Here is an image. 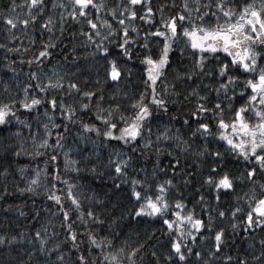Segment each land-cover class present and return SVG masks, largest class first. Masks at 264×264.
I'll use <instances>...</instances> for the list:
<instances>
[{"label":"snow or ice","instance_id":"snow-or-ice-1","mask_svg":"<svg viewBox=\"0 0 264 264\" xmlns=\"http://www.w3.org/2000/svg\"><path fill=\"white\" fill-rule=\"evenodd\" d=\"M0 28L28 69L0 99V213L31 228H0V264H264V0H9Z\"/></svg>","mask_w":264,"mask_h":264},{"label":"trees","instance_id":"trees-1","mask_svg":"<svg viewBox=\"0 0 264 264\" xmlns=\"http://www.w3.org/2000/svg\"><path fill=\"white\" fill-rule=\"evenodd\" d=\"M47 2V0H46ZM116 0H107V3H109L110 5L115 3ZM17 3H20V0H17ZM9 4V0H0V11L4 10L7 5ZM19 11V9H18ZM0 42H4L3 41V31L2 28H0ZM25 43H27V41H25ZM28 55H31V53H29ZM77 55H79V52L77 53ZM24 59H27V55L23 57ZM9 59H19L15 54L10 55ZM56 61H61L60 55L59 53L56 54V59L52 61V64L54 65L56 63ZM61 63H63V61H61ZM95 61L92 60L90 58V64L93 65L92 67V75L94 76L96 74L97 71H100L101 73L103 72V68L99 67L97 68L95 66ZM5 61L3 60V53L2 50H0V99H4L6 95H8L9 93L16 95L19 92V89H21L23 87L24 81L26 80V75L25 73L27 72V67H24L23 70L21 69H17V74L14 76L13 73L4 67ZM100 65H103V61H99ZM133 71L136 72L137 74H139V69L136 68L135 66H133ZM87 75V74H86ZM7 86L8 88V92L6 93L4 91L5 87ZM111 87V86H110ZM121 87H123V85H121ZM181 160H185L186 163H191V164H196L198 163L195 160L192 161H187L186 158L181 155L180 156ZM167 158H166V154H165V159L162 160L161 166H163L164 163H167ZM21 164L26 163V158H21L20 160ZM151 161H148V168L149 170H151ZM165 177L164 176H159V179L163 180ZM179 177H177L178 180ZM96 186L99 187L101 190L103 191H107L110 195V197L113 200H120L122 203H127V193L126 191L124 192H115L111 189V183L108 182L106 186L101 185L99 181L95 182ZM178 187L181 188V191L183 192L184 198H185V202L188 204L189 208H192L195 204L193 196H192V187L189 186L187 188H184L182 184L178 183ZM248 189H238V194H242L244 191H247ZM177 199H179V196H176ZM210 199V197H209ZM221 200L223 202H235L234 197H221ZM17 203H19V201H17ZM129 207H131V205H129ZM196 212L199 214L200 213V208L196 207ZM9 227V229H15L17 231H22V230H28L30 231V224L29 221H25L23 220V218H21L20 220H17L15 218V216L11 217V222H9V220H6L4 217L3 213H0V228L2 227ZM225 226L227 227V223L225 222ZM156 227L159 228L161 227L159 222L156 223ZM229 231H231L230 228H228ZM14 234V233H13ZM159 236V233L157 234ZM161 242L166 244L167 243V239L166 237L160 236L159 237ZM259 238V237H257ZM251 239V238H250ZM230 243L233 245L234 249H239V250H243L245 248H247L248 245V241H245L243 238V234L242 232H240L238 230L237 235L233 238L232 241H230ZM201 245L203 248H207L209 246V241H204L201 242ZM257 247H259L257 245Z\"/></svg>","mask_w":264,"mask_h":264}]
</instances>
